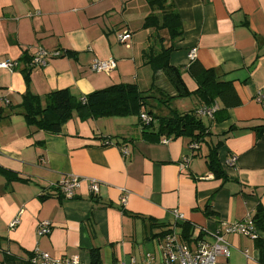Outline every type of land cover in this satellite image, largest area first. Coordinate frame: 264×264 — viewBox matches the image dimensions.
I'll return each mask as SVG.
<instances>
[{"label":"crops","instance_id":"obj_1","mask_svg":"<svg viewBox=\"0 0 264 264\" xmlns=\"http://www.w3.org/2000/svg\"><path fill=\"white\" fill-rule=\"evenodd\" d=\"M166 1L183 27L170 62L183 70L191 92L175 99L173 108L196 114L206 107L188 71L194 62L217 70L241 101L225 108L217 99L214 118L196 114L207 136L195 150L188 138L159 136L157 122L155 129H144L139 116L81 120L75 113L61 134L26 120L27 94L44 103L58 90L83 98L136 83L148 91L154 72L143 59L153 33L144 28L152 12L147 0H0V62L18 63L13 71L0 68V168L6 172L0 173V264H30L35 253L91 264L93 251L101 264L129 263L133 257L141 263L149 253L158 256L162 228L155 223L177 224L183 239L188 224L191 240L185 241L195 247L200 240L214 243L227 225L253 221L258 208L264 210V105L257 100L264 94V0ZM126 33L131 39L121 43L118 36ZM37 48L60 55L34 67ZM193 49L197 57L191 62ZM96 59H114L117 68L93 72ZM157 81L176 95L161 73ZM215 148L228 181L216 178L207 164ZM70 176L84 179L73 199L56 188ZM91 179L100 183L96 196ZM176 210L184 223H176ZM15 219L20 224L13 228ZM44 222L53 230L40 236ZM255 228L264 239V231ZM224 238L228 249L216 264H264L257 239Z\"/></svg>","mask_w":264,"mask_h":264},{"label":"trees","instance_id":"obj_2","mask_svg":"<svg viewBox=\"0 0 264 264\" xmlns=\"http://www.w3.org/2000/svg\"><path fill=\"white\" fill-rule=\"evenodd\" d=\"M147 2L152 12L147 17L144 28L153 29V33L149 39V46L143 52V59L144 64L150 66L154 72L153 86L148 91H142L136 83H121L95 91L83 98L75 97L70 90H58L50 93L44 103L39 97L27 94L24 97L23 106L29 125L53 134H61L63 125L70 121L75 113L81 120L99 117L139 116L144 129H155V122H157L159 136L188 138L191 140V145L200 144L205 140L207 130L203 121L196 115L197 113L183 114L173 108L175 99L191 96L183 78V70L170 62V56L175 50L174 42L183 37L180 15L166 0H147ZM167 42H170V45ZM188 71L199 86L196 95L206 107H215L217 99L221 100L225 108L241 104L234 85L231 82L222 81L217 70H207L198 62H194ZM160 73L175 91V96L170 95L157 85ZM165 110L168 111L166 116L161 114ZM143 112H147L153 117L154 122L150 125L143 124L141 120ZM217 153V148L211 150L207 164L216 178L228 181ZM0 173L6 174L1 168ZM253 222L264 231V210L261 207L253 217ZM155 224L153 225L155 228H162L156 235L159 238L174 229L170 225ZM183 227V237L191 240V237L187 235L192 227L186 223ZM257 240L264 248V239ZM99 257V252L93 251L91 264H101ZM33 258L34 254L29 261L30 264H32Z\"/></svg>","mask_w":264,"mask_h":264},{"label":"built area","instance_id":"obj_3","mask_svg":"<svg viewBox=\"0 0 264 264\" xmlns=\"http://www.w3.org/2000/svg\"><path fill=\"white\" fill-rule=\"evenodd\" d=\"M121 43H127L131 39L129 33L122 34L118 36ZM60 54L58 52H48L43 48H37L36 52L32 56V66L45 67L48 64V59L51 57H57ZM197 57V50L193 49L189 54V59L191 62L195 61ZM18 66V63L12 60H6L0 62V68L13 71ZM117 68V63L114 59L110 60H100L96 59L92 63L91 69L96 73H107L110 74L114 69ZM257 100L264 105V94L260 93ZM217 111V107H203L200 108L197 114L201 117L214 118V114ZM141 120L143 124L150 125L154 122L153 117H151L147 112L141 114ZM198 144H192L191 149L195 150L198 148ZM123 155H128V151L124 150ZM232 161H235L233 159ZM84 179L79 176H70L64 178L56 188L62 193L66 198L73 199L75 197L76 190L81 186ZM90 191L93 195H98L100 193V183L96 179L90 180ZM122 204H126V197L121 199ZM173 216L176 223H184L185 216L179 211H174ZM20 224L19 219H15L11 223V227L15 228ZM185 224V223H184ZM173 231L169 234L160 237L158 240V256H154L149 253L145 256L143 262L139 263L138 260L133 257L130 259L129 263L119 262L116 264H216L217 258L220 255H225L228 249V244L224 238V235L230 234H243L251 236L253 239H258L259 235L255 228L254 222L249 220L245 223L235 222L229 224L225 227L224 232H218L215 234V242L209 243L200 240L197 242L196 246H190L177 231V224H175ZM52 226L48 222L41 224L39 228V235L45 236L52 233ZM32 264H85L79 257H72L66 259H54L47 254L35 253L32 259Z\"/></svg>","mask_w":264,"mask_h":264},{"label":"rangeland","instance_id":"obj_4","mask_svg":"<svg viewBox=\"0 0 264 264\" xmlns=\"http://www.w3.org/2000/svg\"><path fill=\"white\" fill-rule=\"evenodd\" d=\"M166 35V34H165ZM167 37V36H166ZM157 85L158 86H163V88L165 89V84H161V82L160 81H157ZM161 86V87H162ZM174 106H181V102H175V104H174ZM163 112H165V111H163ZM205 119V121H207V118H204Z\"/></svg>","mask_w":264,"mask_h":264}]
</instances>
